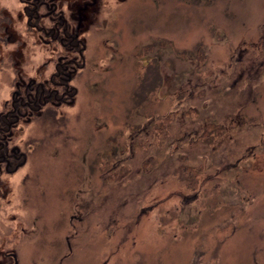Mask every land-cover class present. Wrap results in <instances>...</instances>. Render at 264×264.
I'll list each match as a JSON object with an SVG mask.
<instances>
[{"label":"rangeland","instance_id":"1","mask_svg":"<svg viewBox=\"0 0 264 264\" xmlns=\"http://www.w3.org/2000/svg\"><path fill=\"white\" fill-rule=\"evenodd\" d=\"M123 5L65 148V264H264V0Z\"/></svg>","mask_w":264,"mask_h":264},{"label":"flooded vegetation","instance_id":"2","mask_svg":"<svg viewBox=\"0 0 264 264\" xmlns=\"http://www.w3.org/2000/svg\"><path fill=\"white\" fill-rule=\"evenodd\" d=\"M114 1L0 0V264L76 255L82 216L66 201V173L82 169L66 165L65 148L81 136L73 123L85 111L82 89L97 85L93 49L109 51L104 73L115 60Z\"/></svg>","mask_w":264,"mask_h":264}]
</instances>
